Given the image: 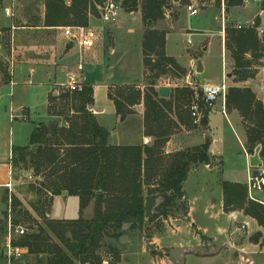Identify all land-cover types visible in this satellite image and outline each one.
<instances>
[{
  "label": "trees",
  "instance_id": "16d2710c",
  "mask_svg": "<svg viewBox=\"0 0 264 264\" xmlns=\"http://www.w3.org/2000/svg\"><path fill=\"white\" fill-rule=\"evenodd\" d=\"M100 1L46 0L43 25L86 27L89 10ZM118 1L125 7L128 5V12L140 10L147 24L164 18L162 9L168 3L167 0ZM223 1L225 8L229 9L242 6L245 0ZM260 7L264 12V0H260ZM165 34V31L153 29L144 31L141 48L147 92L143 98L134 86L120 87L114 95L108 94L121 121L131 113L126 104L133 106L143 100L145 132L151 111L154 130L150 134L153 138L161 139V143L167 134L159 123L162 99L154 86L169 72L175 77L183 74L176 61L165 53ZM231 38L233 75L239 82L246 81L251 77L249 69L253 60L264 57V38H259L256 27L239 30ZM227 46L231 48L230 44ZM247 54L253 60L247 59ZM9 78L5 73L3 80L8 81ZM198 91L201 95V91ZM174 92L176 109L187 114L192 123L190 106L194 101L193 89L188 86L176 87ZM48 100V108L59 119L38 124L30 135L28 145L14 147L11 157L12 173L23 171L28 165L33 169L35 180L27 191L35 195L36 200L28 204L43 224H39L16 197L4 198L6 203L11 198V209L17 215L13 214V226H21L23 215L36 225L35 230L26 229L23 235L13 239L14 246L27 249L26 256L20 260L23 264H102L104 261L100 250L106 236L119 241L124 226L140 229L147 220H152L145 217V187L156 188L149 196L159 191L165 193L158 207L162 208L159 215L167 217L175 209V201L183 197L182 186L190 169L209 164L208 139L198 147L173 155L165 170H161L162 158L158 151H149L140 146L109 144L108 131L98 124L88 109L93 105L90 86L83 85L79 91H64L57 96L50 93ZM225 110L236 111L242 118L249 145L247 151L252 152L260 145L259 156L264 163V100H258L248 87H229L225 95ZM207 124L208 114L204 113L201 125L206 128ZM221 186L225 211L240 210L264 228V206L247 199L246 186L230 182H222ZM64 193L78 198L80 213L94 201L92 218L49 219L46 215L49 214L53 197ZM110 250L114 251V248Z\"/></svg>",
  "mask_w": 264,
  "mask_h": 264
},
{
  "label": "rangeland",
  "instance_id": "374dc122",
  "mask_svg": "<svg viewBox=\"0 0 264 264\" xmlns=\"http://www.w3.org/2000/svg\"><path fill=\"white\" fill-rule=\"evenodd\" d=\"M245 1L239 9L233 10L231 14L232 23L227 24L223 19V11L218 14V22L214 11H200V8L203 7L196 0L178 1L176 4V7L179 9L177 22L172 21L169 17L170 11L173 10L169 7L170 3H167L162 9L164 18L157 20L155 23L147 24L142 14L140 15V13L137 14L135 12L129 13L126 10L128 5L126 7L122 5V15L120 19L112 24H104L100 20V13L98 10V6L105 2V0H101L99 3L95 4V8L91 11L89 10L87 14L88 18L91 16L93 19L88 27L97 33L95 45L92 49L82 51L76 43L70 46V40L64 36V28L82 26L66 24L54 30L35 31L29 29L30 27H41L44 24L43 15L46 0H0V79H2L5 73L9 75L12 62H37L40 63L44 70L50 72V75L44 76L42 71H36V74H32L28 67L16 66L14 68L12 71L13 81L20 88L26 87L28 89L29 98L27 97L28 101L26 104L28 105L26 106L30 109L32 114L30 121H22L19 119V121L13 123L10 122L9 119L11 114L10 102L2 104L0 123L4 141L7 142L6 140L11 139L14 146L28 145L31 131L34 129L35 124L43 121L45 118V116L42 115V109L46 101V94L49 91V87L53 95L57 96L59 93L64 92H57L56 89L59 88L60 83L65 82V74L76 70L80 62H82V71H80L79 75L80 83L81 85L84 84L94 88L96 87L95 97L100 107H103L106 101L104 86H108L112 83L128 84L137 81L141 74L142 31L146 29L154 30V28H158L165 32H170L172 30L167 37L166 49L168 54L177 57L178 62L181 64L186 63L187 56H192V48L195 44L199 43V41L201 42L204 40L203 43L200 44V47L203 48L205 46L208 48L206 53L199 48L197 54L194 55L200 56L204 53L205 60L207 61V66L203 75H201L202 71L201 73L196 72L197 75L191 80L194 86H188L186 84L185 77L188 73L187 69H185V67L183 68L182 65H179L183 71L182 75L175 77L169 72L162 76L161 79H164L166 82L173 81V84L176 83L181 87H190L194 91V99L196 97L199 98L198 90H200L201 86L206 84L207 81L213 82L216 85H221L224 80L227 89H229V87H235V85L251 87L257 97L263 101L264 57L253 60L250 54L245 56L247 59L253 60L252 67L249 69L251 77L246 83H239L236 76L233 75L234 65L231 66V64H229L230 59L233 63L231 58V37L233 33L239 30L256 27L259 38H264V24H260L259 17L255 18L253 23H250L257 9L252 7V3L249 4L251 1L248 4H246ZM66 3L69 4V1ZM187 5H193L199 10V13L196 16H189L185 10ZM222 20L225 21V28L223 27ZM184 24L189 30H194L191 35H186L183 30L179 32V29L183 27ZM238 26H241V29H239ZM188 37L193 47L187 44L186 40ZM221 41L224 43L226 66L224 65V59L222 57ZM227 44H230L231 48L228 49ZM110 49L112 50L110 51ZM8 86V84L2 85L0 90L9 91ZM222 104V100L218 101L217 110L211 113L210 111H200L201 119L204 113L208 115L209 113L211 114L210 123H212L213 126H219V134H221L222 128H227L223 116L224 114L221 112ZM15 108L16 106H14V109ZM15 115L18 116L16 113ZM192 125L197 127L201 134L205 130L201 125V120L198 125H194L193 123ZM221 135L223 140L216 143L213 148L216 155L220 154V152L224 154L220 172H213L211 174L192 172L189 182L186 183L187 188L194 181L201 184L205 176L207 178L206 180L211 183H215L219 178L240 184L247 183V161L239 142L230 133ZM224 139H227L229 142L224 143ZM243 143L245 144L244 140ZM243 146L247 149L246 144ZM6 149V153H8V146ZM258 152L259 146H256L248 157V164L252 172L255 171L254 168L260 163ZM263 172L264 166L258 170V174ZM13 177L15 181L13 182V187L9 189L11 196L15 197V195H17L21 200L25 199L27 203H29V201H35L36 196L27 191L28 187L33 184L35 180L33 177V169L28 165L27 169L23 171L13 172ZM155 189L156 188L145 187V196L148 197ZM10 197L7 203L5 202V204L0 207V236L2 239L1 242L4 241V243L7 235L8 221L10 219L12 221L13 214L16 215L11 209ZM254 197L264 202V192H256L254 193ZM247 199H249V197H247ZM185 203L188 206V202L181 199L176 200L173 206L175 209L170 211L168 216L172 214L182 217L186 207ZM23 205L27 207L25 202ZM93 206L94 201L89 204L88 210L81 212L82 217L90 216V213L92 214L93 211ZM157 207L158 204L153 208L152 220H147L140 229L133 230L129 229L128 226H124V232L118 238L119 241L112 236H106L104 238L103 247L100 250V256L104 261L102 264H182L181 252L183 249L179 241L174 239L170 240L171 242H164V239L168 235H173L174 232L178 230L180 225H177V223L180 224V222H183V227L186 229L185 233L189 237L195 234V229L187 225L185 219H182V221H173L168 218V216H160L159 212L162 208ZM65 209L68 211L67 216L77 218L79 215L78 199L71 198V200L65 202L63 198H57L54 214L56 218L62 216L60 213L65 211ZM38 221H40L39 224H43L41 219ZM245 225L247 229L248 225ZM21 227L25 231L26 229L27 231H30L32 228L34 230L36 229L33 220H29L25 215L21 217ZM262 229L263 234L260 233L258 237L261 239L262 245L264 246V228L262 227ZM120 239L122 241H120ZM206 239H208V237H206ZM202 242L206 244V240ZM111 247L114 248V251L110 250ZM188 248H191V246H188ZM189 253H193V251L191 250ZM238 263L264 264V252L253 255L250 260L248 258H240L238 259Z\"/></svg>",
  "mask_w": 264,
  "mask_h": 264
},
{
  "label": "crops",
  "instance_id": "0c3cea01",
  "mask_svg": "<svg viewBox=\"0 0 264 264\" xmlns=\"http://www.w3.org/2000/svg\"><path fill=\"white\" fill-rule=\"evenodd\" d=\"M179 0H167L168 3H170L169 7L173 11H170L169 17L172 21L177 22L179 17V9L176 7V4ZM200 3V5L203 8H200V11L205 10H213L215 13L216 18L218 19V14L223 11L224 12V20L227 23H232L231 14L234 9H239V7H233L226 9L225 4L223 0H196ZM254 9H257V12L253 15L252 20L250 23H253L254 19L257 17H260L262 10L260 5V0L257 2H252V0H248ZM259 4V5H258ZM186 10V9H185ZM140 13L141 11H133L129 13ZM187 12V11H186ZM188 13V12H187ZM122 15V13H121ZM45 17V11L44 15ZM121 17V16H120ZM140 18V16H139ZM120 19V18H119ZM141 20V18H140ZM93 21L92 17L90 16L88 18L87 28H89V24ZM96 21V19H95ZM161 22V21H158ZM219 22V19H218ZM234 23V22H233ZM62 26H53V27H45L42 25L41 27H30L29 29L35 30V31H41V30H54ZM241 27V26H240ZM225 28V27H224ZM23 29V28H22ZM181 29V31H180ZM179 29V32L184 31L186 35H191L194 30H189L185 27V24L183 27ZM143 30V29H142ZM154 30L157 31H164L159 30L158 28H154ZM172 31V30H171ZM170 32H166L165 34V53L168 57L173 58L178 65H182L183 68L187 69V75L185 77L186 81L191 82V80L197 75L196 69L198 61H201L202 64V73L205 72L207 61L205 60L204 53L207 52V47H200V44L203 43V41H199V43L195 44V46H192V42L190 38L187 39L190 40L189 46H192L193 52L192 56L186 57V63L181 64L178 62L177 57L171 56L168 54L166 49V43H167V37ZM197 32V31H195ZM143 34L144 30L142 31V40H143ZM141 40V45H142ZM187 41V40H186ZM224 41V40H223ZM221 41V50H222V57L224 59V65L226 66V57L224 52V43ZM70 46L73 44L71 41H69ZM201 48L204 53L200 56H194L197 54V50ZM189 49V50H192ZM112 49H110L111 51ZM229 64L231 66L233 65L231 59L229 60ZM28 67L30 69L32 74H36V71H42L44 76L50 75L49 71H46L42 68L40 63L37 62H31V61H24V62H12L11 68L9 70V80L4 81L3 77L0 79V87L2 85L8 84L9 91L7 90H0V112L2 109V104L5 102H10V108H11V114L9 116L10 122H17L19 119L22 121H30L31 119V111L26 106V102L28 101L27 97L29 98V92L26 87H19L16 85V83L13 81L12 71L15 67ZM224 67V66H223ZM42 68V69H41ZM41 75V76H43ZM144 69L142 64V48H141V74L140 78L132 83L128 84H110L105 87V94H106V101L104 102V106L100 107L96 102L95 97V90L96 87H91L93 90V105L88 107V109L92 112L94 115L96 121L98 124L106 129L109 133L108 136V142L111 145L114 146H140L143 148H147L149 151H158L160 152V156L162 158V169L165 170L168 165L173 160V155L176 153L185 151L187 149H191L194 147H198L205 143V141L209 140V150L208 154L210 157L209 164L207 165H198L190 169L187 179L183 183L182 191H183V197L181 200H184L185 202H188V206L185 203V210L184 213L181 216H175L170 215L168 218L172 219L173 221H182V219H185L187 221V225L195 229V234H193L191 237L187 236L186 229L183 227V222H180V224L177 223V225H180L178 227V230L174 232L173 235H168L165 237L164 242H168L170 240L176 239L179 241L180 246H182V252H181V258H182V264H239L238 259L240 258H252L253 255H256L257 253L264 252V246L262 245L261 239H259L258 235L261 233L263 234V229L260 227L257 222L249 217L244 215L242 211L238 210H231V211H225L224 210V201H223V191H222V182H230L228 180H223L219 178L215 183L208 182L206 179V176L202 180V183L199 184V182H192L188 188H187V182H189L190 174L192 172H202L211 174L213 172H220L224 157L223 152H220V154L216 155L214 151V145L216 143H219L223 140L221 134H232L235 139L239 142L241 149L243 151V154L246 157L247 161V170L248 175L249 174H258V170L264 166V163L261 161V158L259 156L261 146H259V152L258 156L260 159V163L257 167L254 168V172L251 171V167H249L248 164V157L253 152H248L247 149L249 145H247V138L246 133L244 131L242 118L239 116V114L236 111H230L226 112L224 114L225 123L227 125V128L223 129L221 131V134H219V126L218 125H212L210 123V113L208 115V124L207 127L204 128V132L201 134L199 129L197 127H194L191 123L190 117H188L187 114H185L181 109L175 107L174 104V95H175V88L181 87L180 85L172 82H166L164 79H159L154 86L155 91L158 93V97L161 100V107L162 110L159 111V117L161 121L159 122L163 126L164 133L167 134L165 136V141L161 143V139L153 138L151 136V132L154 130V122L151 121L153 118L152 112L149 111V116L147 120V132H145V105L144 101L141 100L138 104L129 106L126 104L127 109L131 111L130 114L126 115L124 120H120V117L116 114V108L112 100L109 99L108 94L109 92L114 95L115 90L120 87H127V86H134L136 90L140 91L142 94V98L145 92H147V85L145 83V77H144ZM50 78V76H49ZM248 80V79H247ZM246 80V81H247ZM50 81V80H49ZM48 81L49 85L50 82ZM246 81H241L239 83H246ZM206 82V81H205ZM206 83L216 85L213 82L207 81ZM84 85V84H83ZM82 85V86H83ZM28 86V85H24ZM89 86V85H87ZM166 87L169 89V94L167 97H161L160 95V89ZM235 87L238 88H244V85H235ZM246 88V87H245ZM251 89V87H248ZM252 90V89H251ZM253 91V90H252ZM254 92V91H253ZM51 93V88L49 87V91L46 94V101L44 103V107L42 109V115L45 116L44 120L35 124L34 128L40 124V123H49L54 120H58L59 117L54 116L53 112L50 111L49 107V94ZM255 93V92H254ZM256 95V94H255ZM9 97V99H8ZM257 97V95H256ZM7 98V99H4ZM258 100L259 97H257ZM262 101V100H261ZM14 106L16 108L14 109ZM125 107V108H126ZM15 113L18 115L16 116ZM20 113V115H19ZM12 123V124H13ZM34 130V129H33ZM32 130V131H33ZM31 131V133H32ZM207 131V132H206ZM243 140L246 144V153L244 152L243 148L245 145L243 143ZM4 141L3 139V132L1 130V123H0V207L5 204L4 198L7 196H11V192L6 187L7 184H11V188L13 187L14 177L12 173L11 168V157H12V150L14 147H24V146H14L13 142L10 140ZM229 141L224 139V143H228ZM7 146L9 148L8 153ZM226 146V145H225ZM225 152V150H224ZM200 167V168H199ZM199 168V169H198ZM155 171L156 169L153 168ZM253 169V168H252ZM159 170V168L157 169ZM208 176V175H207ZM208 183V184H207ZM230 183H236L237 182H230ZM214 184V185H212ZM216 185V186H215ZM220 185V186H218ZM246 186L245 184H240ZM151 187H154L151 185ZM21 193V191H20ZM19 193V194H20ZM3 195V196H2ZM216 195V197H215ZM4 197V198H3ZM15 197L22 203H26L27 209L31 215L36 219V221L39 223L40 221L37 215L33 212V210L30 208L29 204L25 201V199L21 200L17 195ZM57 198H63L65 202L68 200H71V198H76L73 196H68L67 194H62L60 196L53 197L52 205L49 211V214L46 216L49 219L53 220H74L77 219L79 216L82 217V214L79 212L78 209V217L77 218H71L72 216H67L68 211L65 209L62 213H60L62 216H59L56 218L55 214V207H56V200ZM79 201V200H78ZM89 206V205H88ZM88 206L84 210H88ZM94 207V206H93ZM83 210V211H84ZM93 216L90 213V216H84L82 217L85 220L91 219ZM247 224L248 228H244L243 230L240 229L242 224ZM181 232V233H180ZM208 237V239H206ZM1 236H0V264H23L22 261H12L10 262L3 250V242H1ZM203 240H206L205 242H202ZM171 242V241H170ZM188 246H191V248H188ZM193 251V253H189V251ZM208 250V251H207ZM26 256V255H25ZM24 256V257H25ZM23 257V258H24ZM242 264V263H240Z\"/></svg>",
  "mask_w": 264,
  "mask_h": 264
},
{
  "label": "built area",
  "instance_id": "2783aa9c",
  "mask_svg": "<svg viewBox=\"0 0 264 264\" xmlns=\"http://www.w3.org/2000/svg\"><path fill=\"white\" fill-rule=\"evenodd\" d=\"M258 0H252V2H257ZM246 4L249 1H245ZM189 16H196L199 10L193 5H187L185 7ZM100 13V20L104 24H112L119 20L122 13V5L118 0H105V2L98 6ZM224 19V18H223ZM224 27L225 21L222 20ZM240 29L241 27L238 26ZM96 31L87 27H66L64 28V36L67 37L71 43H76L82 51L92 49L96 42ZM187 43L190 44V40L187 39ZM80 71H82V62H80L76 70L67 72L65 74V82L60 83L59 88L56 91L65 92H75L81 90L80 83ZM188 86H194L192 82L186 81ZM227 86L222 81L221 85H213L206 83L201 86V95L199 98L196 97L190 106V116L192 118V123L198 125L200 123V111H210L214 112L217 110V102L222 100L221 112L226 114L225 110V95L227 92ZM246 153L245 148H243ZM11 184H7L6 187L11 189ZM247 194L250 200L261 203L264 206V202L256 199L254 193L264 192V172L259 174H249L247 178ZM246 228L245 224H242L240 229ZM25 233V230L21 226H13L11 219L8 221L7 235L5 238V243L3 246L4 253L7 259L12 261H20L26 254L27 249L21 248L13 245V239L15 236H21ZM10 264V263H9Z\"/></svg>",
  "mask_w": 264,
  "mask_h": 264
},
{
  "label": "water",
  "instance_id": "95a60500",
  "mask_svg": "<svg viewBox=\"0 0 264 264\" xmlns=\"http://www.w3.org/2000/svg\"><path fill=\"white\" fill-rule=\"evenodd\" d=\"M259 19H260V24L263 25L264 24V13H261ZM201 71H202V64H201V61H198L196 72L201 73ZM168 94H169L168 88L163 87L160 89L161 97H167ZM164 196H165V193H163L162 191H159L155 195L146 197L145 199V217L146 218H150L153 215L152 213L153 208L157 206V204H159V202ZM120 241L122 240L120 239Z\"/></svg>",
  "mask_w": 264,
  "mask_h": 264
}]
</instances>
